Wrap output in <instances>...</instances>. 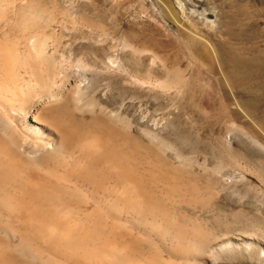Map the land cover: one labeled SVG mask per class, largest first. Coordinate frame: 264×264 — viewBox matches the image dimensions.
Segmentation results:
<instances>
[{
    "label": "rangeland",
    "instance_id": "rangeland-1",
    "mask_svg": "<svg viewBox=\"0 0 264 264\" xmlns=\"http://www.w3.org/2000/svg\"><path fill=\"white\" fill-rule=\"evenodd\" d=\"M0 13L39 22L52 36L46 53L83 90L80 102L101 104L154 148L137 163L148 166L137 168L144 180L160 167L153 173L172 174L171 186L196 184L185 196L169 194L161 180L150 188L211 238L240 248L191 263L264 264L250 256L264 247V0H0ZM221 45L245 58L236 85L215 55ZM144 231L167 257L170 241ZM8 239L19 244L20 230ZM33 246L43 251L29 261L47 264L53 255Z\"/></svg>",
    "mask_w": 264,
    "mask_h": 264
},
{
    "label": "bare ground",
    "instance_id": "bare-ground-1",
    "mask_svg": "<svg viewBox=\"0 0 264 264\" xmlns=\"http://www.w3.org/2000/svg\"><path fill=\"white\" fill-rule=\"evenodd\" d=\"M10 15L0 13V264H35L27 255L43 249L33 241L53 255L47 264H193L213 250L240 248L211 238L194 218L157 199L154 181L175 196L194 193L196 184L154 174L160 165L144 180L137 168L148 166L137 163L154 148L101 104L81 103L80 85L45 51L51 34L37 30L39 22ZM214 52L236 85L245 58L224 45ZM150 159L147 165L156 160ZM146 228L170 241L167 257L154 250ZM17 230L15 245L8 234ZM259 250L249 255L264 261V247Z\"/></svg>",
    "mask_w": 264,
    "mask_h": 264
}]
</instances>
